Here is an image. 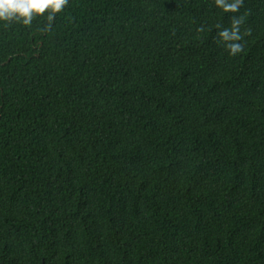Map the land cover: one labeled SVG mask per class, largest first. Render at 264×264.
<instances>
[{
    "label": "trees",
    "instance_id": "16d2710c",
    "mask_svg": "<svg viewBox=\"0 0 264 264\" xmlns=\"http://www.w3.org/2000/svg\"><path fill=\"white\" fill-rule=\"evenodd\" d=\"M47 24L0 20V264H264V0Z\"/></svg>",
    "mask_w": 264,
    "mask_h": 264
},
{
    "label": "clouds",
    "instance_id": "9594fccd",
    "mask_svg": "<svg viewBox=\"0 0 264 264\" xmlns=\"http://www.w3.org/2000/svg\"><path fill=\"white\" fill-rule=\"evenodd\" d=\"M68 3L69 0H0V20L21 21L29 26L37 16L47 13L48 24L45 26L47 30L55 21L56 14L62 12ZM215 4L224 12L236 13L242 7L243 0H215ZM243 22L242 16H233L230 28H221V25H216L217 29H221L217 36L224 42L230 55L234 56L243 51V44L240 43L243 40L240 32Z\"/></svg>",
    "mask_w": 264,
    "mask_h": 264
}]
</instances>
